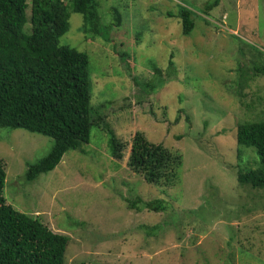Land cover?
<instances>
[{"label":"rangeland","instance_id":"1","mask_svg":"<svg viewBox=\"0 0 264 264\" xmlns=\"http://www.w3.org/2000/svg\"><path fill=\"white\" fill-rule=\"evenodd\" d=\"M209 1L99 0L106 35L94 41L81 31L82 15H71L60 44L89 55L93 106L124 143L122 160L110 155L103 122L83 146L86 153L67 152L54 171L29 182V165L48 154L53 139L0 128L6 203L70 237L66 264H264L257 252L264 254V191L251 189L250 201L243 200L236 174L214 159L218 154L236 164L237 125L264 119V76H253L254 65L264 61V0H221L206 16L202 7ZM181 6L197 14L189 36L176 17ZM114 19L119 26L110 25ZM170 60L176 70L162 89L136 84L134 78L155 75L151 61L167 68ZM138 131L182 151V184L148 187L130 170ZM243 153L254 160L252 150ZM137 195L165 198L169 208L128 209L126 198ZM160 224L147 233L146 226Z\"/></svg>","mask_w":264,"mask_h":264},{"label":"trees","instance_id":"2","mask_svg":"<svg viewBox=\"0 0 264 264\" xmlns=\"http://www.w3.org/2000/svg\"><path fill=\"white\" fill-rule=\"evenodd\" d=\"M220 3L221 0H210L202 7L203 14L209 16ZM99 9V0H0V128L24 129L53 139L48 154L29 165L26 174L29 182L54 171L67 152L86 153L83 146L90 143L93 128H99L105 121L93 106L89 55L60 44L61 37L70 30L73 13L82 15L81 31L86 39L94 41L104 35ZM176 17L181 21L183 35H191L197 14L181 6ZM203 20L212 24L206 18ZM110 25L119 26V23L115 20ZM135 36L138 38L139 33ZM132 55L136 65V57ZM150 65L155 72L153 78L144 82L134 78L135 82L148 91L160 90L171 79L176 66L173 60L167 68L152 61ZM253 70L254 77L264 76V61L255 64ZM241 77H245L244 72ZM105 122L110 155L122 160L125 145ZM235 139L236 164L228 165L218 154L214 159H220L233 170L244 190L240 197L250 201L246 192L264 191V119L238 124ZM244 149L255 153L254 160L243 156ZM250 163H256V167H248ZM127 165L150 185L145 184L146 187L175 188L182 184V151L152 142L143 132L138 131L133 137ZM6 178L5 167L0 162V264H66L70 237L53 232L39 216L27 215L8 205L3 196ZM125 202L128 209L138 212L159 213L169 208L168 201L161 197L143 200L137 195L126 198ZM160 227L161 224L145 228L152 235ZM257 252L264 257L261 251Z\"/></svg>","mask_w":264,"mask_h":264}]
</instances>
